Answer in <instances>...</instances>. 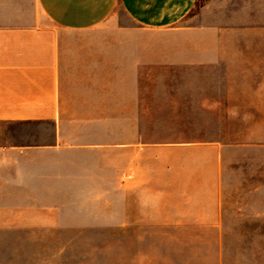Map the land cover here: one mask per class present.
Masks as SVG:
<instances>
[{"label":"crops","instance_id":"obj_1","mask_svg":"<svg viewBox=\"0 0 264 264\" xmlns=\"http://www.w3.org/2000/svg\"><path fill=\"white\" fill-rule=\"evenodd\" d=\"M245 2L264 10V0ZM196 3L0 0V241L21 264H223L214 142L156 149L182 158L165 160L148 181H127L121 171L111 216L103 210L110 185L89 181L84 166L104 144H74L63 132V113L110 111L111 80L133 81L127 100L118 96V102L140 110L136 81L143 68L150 78L158 74L154 69H165L159 73L166 79L214 78L187 70L215 66L221 58L219 40L203 38L220 28L182 26ZM175 68L186 70L168 71Z\"/></svg>","mask_w":264,"mask_h":264},{"label":"rangeland","instance_id":"obj_2","mask_svg":"<svg viewBox=\"0 0 264 264\" xmlns=\"http://www.w3.org/2000/svg\"><path fill=\"white\" fill-rule=\"evenodd\" d=\"M245 3L197 0L182 24L221 29L203 37L219 40L218 63L205 69H187L201 70L214 78L166 79L159 73L165 69H154L158 74L150 78V70L143 68L142 79L136 81L140 110L133 111L132 105L118 102V96L127 100L133 81L111 80L110 111L63 113L64 136L73 138L74 144H104L99 156L84 166L92 173L89 181L110 185V205L103 210L111 216H116L114 186L121 171H126L127 181L133 176L137 182L148 181L165 160L182 158L175 152L156 154V149L189 140L214 142L220 155L223 264H264V10L248 9ZM120 17L123 26L130 25ZM109 36L119 38L113 32ZM141 38L153 37L143 34ZM84 120L93 122L77 127ZM158 156L163 160L156 159ZM89 242L103 246L116 241ZM8 246L6 241H0V264H21V257L10 255Z\"/></svg>","mask_w":264,"mask_h":264}]
</instances>
